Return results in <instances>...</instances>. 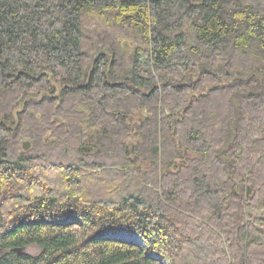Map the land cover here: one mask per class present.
<instances>
[{
	"label": "trees",
	"instance_id": "trees-1",
	"mask_svg": "<svg viewBox=\"0 0 264 264\" xmlns=\"http://www.w3.org/2000/svg\"><path fill=\"white\" fill-rule=\"evenodd\" d=\"M0 100V264H264V0H0Z\"/></svg>",
	"mask_w": 264,
	"mask_h": 264
},
{
	"label": "rangeland",
	"instance_id": "rangeland-1",
	"mask_svg": "<svg viewBox=\"0 0 264 264\" xmlns=\"http://www.w3.org/2000/svg\"><path fill=\"white\" fill-rule=\"evenodd\" d=\"M87 23L85 25V27H87L88 29V32H93L95 30V28H99V30H103L105 32H110V25L107 26L108 22H104L102 20H100L98 17L96 18H91V19H86ZM129 33H119L117 34L116 32H112L113 34H116L118 36H116L117 38L116 39H112L113 42L118 45L119 47H121L123 49V52H124V61L126 62V60L128 59V55L129 53L131 52V50L133 49L134 46H136L138 44V38L137 36L133 33V32H130L128 31ZM101 53L100 50H97L95 56L97 54ZM57 88L59 87L58 84L55 85ZM3 100H0V106L1 104H3ZM16 112V111H15ZM2 119V113L0 112V120ZM134 137V134H130L126 139H125V142L129 143V144H135L137 141L136 139H133ZM48 136L46 137V142L48 140ZM24 142V141H23ZM191 155V154H189ZM189 155H186V156H189ZM139 165H140V169L142 168H145L147 167V163L146 162H142V161H138L137 162ZM248 213L252 216V218L256 219V217H258L260 215L261 216H264V212L263 211H258V212H253V211H249L247 210ZM119 238H124V239H132V240H136V241H139V239L135 236H131V235H120ZM140 242V241H139ZM39 252V249L34 246V245H31V246H27L26 249H25V253H28V254H31V255H37V253Z\"/></svg>",
	"mask_w": 264,
	"mask_h": 264
},
{
	"label": "water",
	"instance_id": "water-1",
	"mask_svg": "<svg viewBox=\"0 0 264 264\" xmlns=\"http://www.w3.org/2000/svg\"><path fill=\"white\" fill-rule=\"evenodd\" d=\"M92 129H95V128H92ZM30 146H31V143L29 142V141H24L23 143H22V149L23 150H28L29 148H30ZM88 149H86V151H87ZM186 155H187V153L186 152H184V157H186Z\"/></svg>",
	"mask_w": 264,
	"mask_h": 264
}]
</instances>
